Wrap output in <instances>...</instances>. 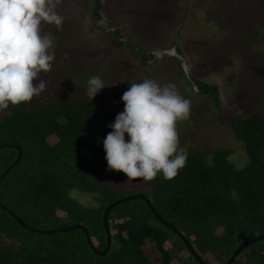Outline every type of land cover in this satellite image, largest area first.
I'll return each instance as SVG.
<instances>
[{"label":"trees","instance_id":"trees-1","mask_svg":"<svg viewBox=\"0 0 264 264\" xmlns=\"http://www.w3.org/2000/svg\"><path fill=\"white\" fill-rule=\"evenodd\" d=\"M93 3L95 19L100 18L103 1ZM197 88L218 100L216 86L197 83ZM123 110L106 89L92 100L63 89L44 104L12 106L0 117V144L19 145L23 157L0 183V202L39 230L82 224L95 247L104 250L106 208L138 192L118 189L100 176L101 169H108L103 141ZM228 122L244 144L246 166L236 167L227 148L191 149L175 178L165 180L158 174L145 181L152 192L144 194L185 234L206 264H226L243 242L264 234V113L236 115ZM125 139H130L127 133ZM18 154L17 148L0 149V175ZM74 190L95 195L98 204L83 205L72 195ZM109 224L112 247L99 256L83 229L35 234L0 207V264H199L185 242L141 199L116 206ZM149 245L159 252L160 262L150 256ZM231 264H264V240L249 245Z\"/></svg>","mask_w":264,"mask_h":264},{"label":"rangeland","instance_id":"rangeland-1","mask_svg":"<svg viewBox=\"0 0 264 264\" xmlns=\"http://www.w3.org/2000/svg\"><path fill=\"white\" fill-rule=\"evenodd\" d=\"M93 1L63 0L59 9L65 17L62 30L42 26L43 32L51 31L57 37L56 60L50 72L41 73L47 90L33 97L32 105L56 98L63 89L86 94L88 78L97 74L106 85L102 90H111L123 108L122 96L132 83L144 79L161 86L175 83L179 94L191 101L189 119L177 123L180 147L208 152L227 148L236 167L246 166L244 144L228 120L254 111L264 113V0H102L97 19ZM176 41L195 86H216L218 100L206 92L197 90L190 95L182 89L183 69L177 58L152 61L146 53L148 49H170ZM123 44L144 51L140 54ZM148 56L152 62L146 60ZM49 140L53 143L55 137ZM100 176L121 190L152 192L142 178L128 180L123 172L101 169ZM72 195L85 206L98 204L95 195L78 190ZM147 251L160 262L152 245Z\"/></svg>","mask_w":264,"mask_h":264},{"label":"clouds","instance_id":"clouds-1","mask_svg":"<svg viewBox=\"0 0 264 264\" xmlns=\"http://www.w3.org/2000/svg\"><path fill=\"white\" fill-rule=\"evenodd\" d=\"M62 3L0 0V113L47 90L40 76L52 70L57 37L43 32L42 26L62 30ZM105 87L98 74L92 75L86 95L92 100ZM122 100L124 110L109 125L113 131L103 141L108 169L123 172L128 180L152 181L158 174L165 180L175 178L188 158L180 147L177 123L189 119L191 101L179 94L175 83L161 86L151 79L130 84Z\"/></svg>","mask_w":264,"mask_h":264},{"label":"water","instance_id":"water-1","mask_svg":"<svg viewBox=\"0 0 264 264\" xmlns=\"http://www.w3.org/2000/svg\"><path fill=\"white\" fill-rule=\"evenodd\" d=\"M181 86L183 88V90H185L186 93L192 95L193 93H195L198 88L195 86L194 82L191 80L188 72L185 70L183 71L182 74V81H181ZM4 147H10V148H17L19 151L18 157L15 160V162L9 166L1 175H0V183L2 182V180L4 178H6V176L8 174H10V172L13 170V168L21 161L22 157H23V151L21 149V147L17 144H12V143H7V144H0V149L4 148ZM137 199H141L143 201L146 202L148 208L150 209V211L153 213V215L156 217V219L158 221L161 222V224L165 225L167 228L172 229L174 232H176V234L185 242L186 246L188 247L189 251L191 252V254L194 256V258L199 262V264H206L205 261L202 259V257L198 254V252L196 251V249L194 248V246L191 244V242L187 239V237L185 236V234L174 224H172L171 222L167 221L166 219H164L159 212L157 211V209L154 207V205L152 204L151 200L144 194V193H135V194H131L128 195L126 197L123 198H119L117 200H115L114 202H112L105 210L104 212V217H103V226L105 228L106 234H107V246L104 250H99L95 247L92 238L87 230V228H85L82 224H73V225H69V224H65L62 225L56 229L53 230H39L36 229L32 226H30L29 224H27L23 219H21V217L14 212L12 209H10L8 206H6L5 204L0 202V207L5 210L10 216H12L15 220L18 221V223L25 228L28 231H31L35 234H55V233H59V232H70L74 229H83V231L86 234V238L87 241L89 243V245L91 246L92 250L94 251L95 254L99 255V256H104L106 255L112 247V233L110 230V224H109V214L110 212L118 205L128 202L130 200H137ZM261 240H264V234L251 238L245 242H243L234 252V254L230 257V259L228 260V262L226 264H231L234 259L239 256L241 254V252L243 250H245L249 245L259 242Z\"/></svg>","mask_w":264,"mask_h":264},{"label":"flooded vegetation","instance_id":"flooded-vegetation-1","mask_svg":"<svg viewBox=\"0 0 264 264\" xmlns=\"http://www.w3.org/2000/svg\"><path fill=\"white\" fill-rule=\"evenodd\" d=\"M177 40H179V39H177ZM177 42L178 41H176L173 44L174 46H172L170 49H163V48H161V49L158 48V50L157 49L156 50L148 49V50H146V53H148V55L153 59L152 61L156 60L157 58H161V57H163V58H169V57L174 58L175 57V58H177V60L182 65L183 71L186 70L188 72L187 66H186L187 63H185V61L182 60L183 56H181L179 54V51L177 50V46H178ZM123 45L124 46H128L130 48H135L138 53L140 52V54H142V52L144 51L143 49L142 50H138L136 46H133V45H130V44H123ZM149 56H148V58L146 60H150ZM152 61L150 60V62H152ZM183 71H182V74H183Z\"/></svg>","mask_w":264,"mask_h":264},{"label":"crops","instance_id":"crops-1","mask_svg":"<svg viewBox=\"0 0 264 264\" xmlns=\"http://www.w3.org/2000/svg\"><path fill=\"white\" fill-rule=\"evenodd\" d=\"M182 87V86H181ZM185 91V90H184Z\"/></svg>","mask_w":264,"mask_h":264}]
</instances>
